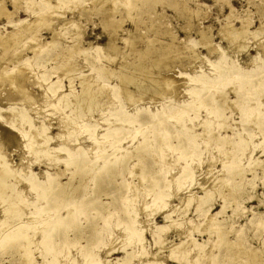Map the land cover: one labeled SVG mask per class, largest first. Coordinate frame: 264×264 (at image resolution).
Wrapping results in <instances>:
<instances>
[{
	"label": "rangeland",
	"instance_id": "1",
	"mask_svg": "<svg viewBox=\"0 0 264 264\" xmlns=\"http://www.w3.org/2000/svg\"><path fill=\"white\" fill-rule=\"evenodd\" d=\"M98 4L100 5L99 0H0V8L9 12V15L0 13V36H5L7 41L9 39V42L0 41V161L8 171V174L1 178L7 188L4 191L8 194L28 192V197L32 194L27 191V175L44 173L45 176L54 177L60 172L55 183L57 188L60 187L69 198H79L76 212L73 211L71 216L68 214L71 209L66 208L70 206L67 202L65 208L61 207L59 211V219L45 228V233L51 234L47 249H41L36 243L32 244L38 240V237L34 236V224L44 219H36L38 221L33 220V224L26 225L30 221L25 219L23 207L17 209L9 222L8 230L0 228V236L3 237L0 240V264H123L126 257L123 250L105 255L104 252L109 249L112 236H115L117 241H121L123 236L122 241L126 240L125 226L137 220L129 219L131 215L126 208L130 197L136 194L133 193L135 191L140 193V196L143 193L140 198H146L145 203L149 200L150 205L146 203L149 209L147 208L146 214L142 213L144 215L141 214L138 219L147 221L144 224L142 240L146 253L140 256L143 260L146 261L149 256L156 254L159 264H264V109L258 118L260 123L251 122L241 128L239 121L250 105L245 104L239 109H233L227 104L237 98L238 102L248 99L250 95H253L255 100L259 99L257 94L264 97V68L254 72L258 66L255 67L252 63L256 55H261L264 60V0H116L110 9L113 11L111 18L119 24L113 42L118 49L108 53L106 50L103 52L101 46L108 41L109 32L114 30L105 22L101 11L96 10ZM38 12L42 13L43 18L41 17L42 21L39 20L40 14L36 20V24H39L36 25L32 22ZM66 22L69 24H65ZM242 23L246 25L244 30L240 27ZM29 24L30 29L27 31ZM32 24H35V27ZM228 26L237 29L229 39L224 36V30L226 27L229 29ZM9 32L17 37H9ZM203 33L208 35L211 43L208 49L201 42ZM130 36L135 37L133 50L130 49ZM36 37L46 45L40 43L39 47H43L37 49L39 42ZM34 39L37 41H33ZM74 41L79 42L81 50L72 54L70 50ZM148 46L167 56L159 66L154 65V57L137 56V51H145ZM32 51L36 53L33 54ZM222 58L233 62L236 69L254 72L253 76L256 77L251 83L242 85L238 95L235 91L227 89L229 84L226 83L215 89H208L207 103L195 105V111L188 114L189 119L196 123L189 132L182 133L174 127H164L165 123L174 124L171 122L175 116L174 109L182 104L179 102L193 98L194 95L188 92L189 86L193 85L190 79L199 75H211L213 64ZM140 60L143 65L139 68L123 66L124 61L137 64ZM24 64L33 68L28 69ZM22 67L28 69H24L28 71V74L25 72V77L33 71L31 76L25 78L24 83L23 73L21 78L17 77L18 71L22 72ZM145 67L150 69L147 74L144 73ZM58 69L64 72L69 70L68 76H60ZM125 73L134 78L127 84V95L124 99L118 93L120 76ZM57 76L61 77L58 83L60 97L67 95V101L73 99L74 94L79 96L80 82L84 80L91 84L90 91L98 93L93 100L77 105V117L74 116L75 106L72 104L60 108L59 113L51 119L47 115L46 119L43 115L47 114L48 109L54 107L59 99L54 96L56 101L51 97L48 101L49 95L47 97L44 90H41L46 89V85L54 84ZM35 78L38 79L37 82ZM244 82L248 83L246 80ZM139 83L155 87L152 86L143 92L137 87ZM26 89L31 92L29 98ZM247 91L252 94L247 95ZM217 92H222L221 99L223 98L225 103L216 98ZM38 94H41L40 99ZM109 98L116 102L117 106L113 109L117 108L130 114L139 109L141 120L160 112V121L151 124L142 121V124L147 125L144 127L141 124V129L132 136L127 130L115 131L113 123L109 122L110 119L113 120L114 112H108L111 100ZM26 100H29L26 103L30 104H26ZM32 101L34 104L37 102V109ZM216 105H219V110L222 111L221 116L217 120H211L209 111L216 109ZM262 105L264 106V102ZM19 113H28L34 117L36 121L34 120L32 125H37L36 128L41 121L48 125L45 133L48 137L47 146H57L64 142L62 138L56 137L61 128L58 123L62 122V118L68 119L66 124L78 122V125H74L78 132L68 141L69 144L72 140L76 142L69 146L83 148L90 146L94 141L103 140L101 146L104 148L105 158L101 161L111 165L91 176L93 167L81 169L79 166L82 161L79 158L68 164L54 162L56 159L51 163L50 159L52 165L46 164L40 158L42 153L40 159L36 154L35 138L32 134L36 129L29 128L23 118L21 121L17 120ZM105 118L108 119L101 121ZM203 119L206 125L210 122L208 126L202 127ZM245 123H248V120L242 124ZM202 128L205 132L217 131L218 138H222L223 143L219 139H201L202 136L191 139L190 134H200ZM239 131L242 134L252 133V138L239 142ZM88 132L93 134V141ZM202 142H205V145ZM200 144H203V149ZM219 144L222 149L226 148L230 152H221ZM159 146H166L168 154H162ZM114 147L121 148L113 152L111 149ZM175 152H178L179 157ZM137 166L138 168H134ZM167 167L170 169L166 170ZM168 171L172 176L166 173ZM186 172L194 174L190 175L189 179ZM166 174L172 182L169 180L171 184L168 183V187L163 188L159 179L166 177ZM211 174L220 176L218 175L217 179L213 177V181L211 178L206 180ZM204 181H210L207 190L201 188L200 184ZM159 187L166 192L163 199L167 202L164 204L160 201L154 208L151 200L157 196ZM187 196L193 199L185 201L184 204V197ZM52 198L54 195L49 194L47 198L39 201V205L45 207L46 201H52ZM179 201L182 202L179 204ZM55 202L60 203V198H56ZM72 202L76 203L75 200ZM157 204H161L160 207ZM33 208V205H30L28 210L33 211ZM208 216L214 219L209 221ZM161 226H165L163 230L160 229ZM161 233L164 235V242L161 243L164 249L158 251ZM25 234L28 237L24 236ZM190 239L194 242H188L185 249H179V253L172 249V243L175 245ZM125 248L128 251L133 248L137 251V247L132 245ZM249 251L251 254H248ZM187 252L190 259H187ZM26 253L30 259H26ZM140 257L130 264H138ZM189 260L193 261L189 263Z\"/></svg>",
	"mask_w": 264,
	"mask_h": 264
},
{
	"label": "bare ground",
	"instance_id": "2",
	"mask_svg": "<svg viewBox=\"0 0 264 264\" xmlns=\"http://www.w3.org/2000/svg\"><path fill=\"white\" fill-rule=\"evenodd\" d=\"M114 1H116V0H99V3H100V5L98 4V8L96 9L97 11H101V13H102V16H103V19L105 20V22H107L108 24H109V27L111 26V28L114 30L113 32H109V30H108V32H109V35H108V37H109V39H108V41L106 42V44H104L103 46H101L102 47V49H103V52L106 50V53H108L109 51L110 52H112V51H117V47H116V45L113 43L114 42V38H115V35H116V32L115 31H117V29L116 28H118V23H117V21L115 22L112 18H111V16H112V14L113 13H111V12H113V11H111V7H113L112 5H113V2ZM88 3V2H87ZM58 5V4H57ZM122 5H124V4H122ZM0 13H3V14H7V15H9V12H7L4 8H0ZM51 13V12H50ZM41 14V16H39ZM49 14V13H48ZM34 15H36V14H34ZM51 15V14H50ZM38 16L41 18L43 15H42V13H39L38 12V14H37V17L34 19L35 21H33V20H31V22L32 23H35L36 24V20H38L39 18H38ZM38 18V19H37ZM43 18V17H42ZM42 18L41 19H39L40 21H42ZM104 22V21H103ZM245 22V21H244ZM30 23V22H29ZM68 22H66L65 24H67ZM119 23H122V22H119ZM35 24H32L34 27H35ZM37 24H39V23H37ZM36 24V25H37ZM69 24V23H68ZM245 24H246V22H245ZM244 23H242L241 24V30H244L245 29V26L247 25H245ZM24 25V24H23ZM19 26H20V24H19ZM28 27L30 26V24L29 25H27ZM121 26V25H120ZM119 26V27H120ZM16 27H18V26H16ZM22 27V26H21ZM27 27V31H28V29H30V27L28 28ZM134 27V26H133ZM229 27V26H228ZM24 28H25V26H24ZM33 27H31V29H32ZM44 28V27H43ZM107 28H108V26H107ZM45 29H46V27H45ZM48 29V28H47ZM109 29V28H108ZM16 30V29H15ZM23 30V29H22ZM34 30V29H33ZM107 30V29H106ZM236 30L237 29H235V28H233V27H229V29H227V27L225 28V30H224V36L225 37H227L228 39H229V37H231V35H233L234 34V32H236ZM19 31V30H18ZM32 31V30H31ZM52 31H53V29H52ZM112 31V30H111ZM23 32V31H22ZM21 32V33H22ZM25 32V31H24ZM55 32V31H54ZM79 32V31H78ZM77 32V33H78ZM17 33V31L15 32V34ZM56 34H58L57 32H55ZM79 33H81V32H79ZM11 33L9 32L7 35L9 36ZM14 34V33H13ZM29 34H30V32H29ZM36 34V33H35ZM35 34H32L33 36L35 35ZM17 35V34H16ZM16 35H14V36H16ZM23 35V34H22ZM27 35V34H26ZM54 34L52 33V36H53ZM10 36H13V35H10ZM9 36V37H10ZM13 36V37H14ZM19 36V35H18ZM30 36V35H29ZM38 36V35H37ZM58 36V35H57ZM117 36V35H116ZM13 37H12V39H13ZM17 37V36H16ZM21 37V36H20ZM19 37V38H20ZM30 38L31 37H29V40H30ZM37 38V37H36ZM35 38V39H36ZM82 38V37H81ZM202 44L208 49L209 48V46L211 45V43H210V40L208 39V35H206V34H202ZM6 39V37L5 36H0V41H2V40H5ZM33 40V41H37V42H39V44H38V46H36L37 47V49H38V47H39V45H40V43H43V42H40V40L37 38V40ZM79 39V38H78ZM16 40V39H15ZM20 40V39H19ZM5 41H7V40H5ZM5 41H3V43L5 42ZM129 41H130V49L132 48V50H133V47H134V41H135V37H132V36H130L129 37ZM7 42H9V39H8V41ZM2 43V44H3ZM12 43V42H11ZM11 43H7V44H11ZM47 43V42H46ZM74 44L71 46V50H70V52L73 54L74 52H77V51H79V50H81V48H80V44H79V42L78 41H74L73 42ZM37 44V43H36ZM43 44H45V43H43ZM42 45V44H41ZM46 45V44H45ZM44 45V46H45ZM97 46V45H96ZM30 47V46H29ZM29 47H27V49L29 48ZM43 46H41V47H39V48H42ZM94 47V46H93ZM91 48V49H93L94 50V48ZM2 48H3V46H2ZM9 48V47H8ZM34 48V47H33ZM96 48V47H95ZM99 48V47H98ZM117 48V49H116ZM4 49H5V46H4ZM31 49V48H30ZM35 49V48H34ZM36 49V50H37ZM29 50V49H28ZM33 50V49H32ZM101 50V49H100ZM33 52V54H34V52L35 51H32ZM36 53V52H35ZM70 53V54H71ZM70 54L68 55V56H70ZM137 56L139 57V58H143V57H154V65L155 66H159L161 63H163L165 60H166V57L167 56H164V55H162V54H159L158 52H156L155 50H154V48L153 47H150V46H148V48L144 51H137ZM222 54H225L224 52H222ZM71 56H73V55H71ZM261 55H256V57L255 58H253V60H252V63H254L256 66L255 67H257L255 70H254V72L256 71V70H260V69H263L264 68V60H262V58L260 57ZM66 61V60H65ZM69 62V61H68ZM26 63V62H25ZM30 63V62H29ZM66 64H68V63H66ZM71 64L72 63H70V65L69 66H71ZM122 64H123V62H122ZM140 65L142 66L143 65V62H141V60L140 61H138L137 62V64L136 63H127V62H125L124 61V64H123V66L124 67H126V68H128L129 66L131 67V66H133V67H137V68H139L140 67ZM19 66V65H18ZM23 66H27V68L28 69H31L30 67H32V66H30V64H29V66L30 67H28V65L26 64H24ZM72 67H74V66H72ZM71 67V68H72ZM236 67V65L235 64H233V62H231L230 60H226V59H219L217 62H215L214 64H213V69L211 70L212 72H211V75H209V76H207V77H204V75H199L198 77H193V78H191L190 80L192 81V83H193V85H191V86H189L190 88L188 89V92H189V94H192V96H193V98H191V99H186V100H183V101H180L179 103H182V104H180V106H178V107H176L175 109H174V113H175V116H174V118H172V122L171 123H174V124H172V125H170V124H167V123H165V124H163L164 125V127H174V128H176L177 130L179 129L182 133H186V132H189L193 127H194V125L196 124V123H194V122H192V119H189V117H188V114H189V112H191V111H195V105H198V104H200V103H203L204 105L207 103V101H208V98H207V94H208V89H215L217 86H220L222 83H226V84H229V86L227 87V89H230V90H233V91H235L236 92V95H238V93L240 92V90L242 89V85H244V84H249V83H251L252 82V80L256 77V76H253V74H254V72H252V73H248V71H245V70H243V69H241V68H238V69H236L235 68ZM23 68V67H22ZM26 68V69H27ZM33 68V67H32ZM76 69H79V67L77 68V67H75ZM81 68V67H80ZM146 68V67H145ZM24 69L25 68H23V70H22V72L21 71H18V74H17V77H19V78H21V73H23V83H24V80H25V78L27 77V76H31L30 74L33 72L32 70H29V71H32L29 75H27L26 77H25V75H26V73L28 72H26V71H24ZM25 69V70H26ZM27 69V70H28ZM60 69V68H59ZM58 69V70H59ZM64 69H66L65 68V66H64ZM20 70H21V68H20ZM61 70H62V68H61ZM61 70H59V72H58V74L60 75V74H63V76L64 75H66V76H68L67 75V73H68V71H61ZM149 68L147 67L144 71V73H148L149 72ZM16 72V71H15ZM26 72V73H25ZM131 72V71H130ZM135 72H136V70H135ZM138 72V71H137ZM16 74V73H15ZM28 74V73H27ZM61 76V75H60ZM258 76V75H257ZM36 77V76H35ZM58 77V76H57ZM31 78V77H30ZM44 78H46V76H44ZM61 77H58L57 79H56V81L54 82V84H49V85H46L47 86V88L46 89H42L41 91L43 92V90H44V93L47 95V97H48V95H49V97H48V101H49V99H50V97L51 98H53L54 96V98H58L59 100H57V99H54V101H56L57 100V103H56V105L53 103V105H55L54 107H52L51 105H49V111H48V113L47 114H43V115H47L48 116V118H50L51 119V117L53 116V115H55L56 113H59L58 111H60V108H64L65 106H68V105H74L75 106V110H74V113L75 112H77L78 110H79V108H78V104H82V103H84V101H91V100H93L97 95H98V93L97 92H92V91H90V83L89 82H87V81H81L80 82V85H81V92H80V94H79V96L77 95V97H76V94H74V97H73V99H71L70 101H67V100H65V97L67 96V95H64V96H62V97H60V92H59V81L61 80L60 79ZM89 78H91V76H89ZM133 76L131 75V74H127V73H125L124 75H122V76H120V85H119V95H122L123 97H124V99H125V97H126V89H127V84L129 83V82H131L132 80H133ZM34 79V78H33ZM83 79V78H82ZM88 79V78H87ZM20 80V79H19ZM30 80V79H29ZM35 80H36V82H37V80L38 79H36L35 78ZM244 80H246V81H248V83H245L244 82ZM26 81V80H25ZM90 81H92V80H90ZM20 82V81H19ZM25 83H27V82H25ZM33 83V82H32ZM94 83V82H93ZM19 84V83H18ZM38 84V83H37ZM98 84V83H97ZM190 84V83H189ZM26 85V84H25ZM36 85V84H35ZM239 85H241V87L239 86ZM152 86L153 85H151L150 84V86H146V85H143V84H137V87H138V89L139 90H143V92H145V91H147V89H150V88H152ZM41 88H42V86H40ZM44 87V86H43ZM102 87V86H101ZM153 87H155V86H153ZM40 88V89H41ZM45 88V87H44ZM254 88H256V86L254 85ZM24 90H25V88H23ZM98 89H99V87H98ZM205 89V90H204ZM27 90V92H26V94H27V97L29 98V94H31V92H29L28 91V89H26ZM104 90V89H103ZM41 93V92H40ZM44 93H41L42 95L44 94ZM59 93V95H57ZM221 93L222 92H217L216 93V98L218 99V100H220V101H222V102H224L225 103V100L222 98L221 99ZM41 94H40V96H41ZM62 94V93H61ZM246 94L247 95H249V94H252L251 93V91H247L246 92ZM24 95V94H23ZM32 96V95H31ZM38 96H39V94H38ZM40 96H39V99H40ZM56 96H58V97H56ZM257 96H258V100H255L254 98H253V95L251 96L250 95V97L248 98V99H243L242 101H240V102H238L237 101V99L236 100H234L233 102H231V103H227V104H230V106H231V108H233V109H239L242 105H245V104H248V105H250L249 106V108L244 112V115L243 116H241L242 118L240 119V121H239V126L242 128L243 126H245L246 124H250L251 122H253V124H258V123H260V121H259V115H260V112L264 109V106L262 105V102H264V97H261L260 96V94H257ZM33 97V96H32ZM32 97H30V100L32 99ZM46 96H42V98H45ZM238 97V96H237ZM62 98V99H61ZM23 99V98H22ZM25 99V98H24ZM60 99H61V101H60ZM109 99H111V98H109ZM123 99V100H124ZM207 99V100H206ZM34 100H36V98L35 99H33V101ZM42 100V99H41ZM29 101V100H28ZM27 100L25 101V103L26 102H28ZM32 101V102H33ZM44 101H45V99H44ZM43 101V102H44ZM47 102V101H46ZM51 102V101H50ZM221 102V103H222ZM238 102V103H237ZM24 103V102H23ZM37 103V102H36ZM35 103V104H36ZM39 103H41L40 101H39ZM48 103V102H47ZM26 104H30V103H26ZM33 104H34V102H33ZM32 104V105H33ZM35 104H34V108L36 107L35 106ZM43 104V103H42ZM49 104V103H48ZM32 105H30V106H32ZM259 105H261V106H259ZM37 106H39V105H37ZM81 106V105H80ZM79 106V107H80ZM117 105H116V102H114L112 99L109 101V109L110 110H108V112L109 113H111L112 114V112H113V120H109V122L111 121L113 124L112 125H114V127H115V131H121V130H127L128 131V133L132 136V135H135L136 133H137V131L138 130H140L141 128H140V126H141V124H142V121H146V122H148V123H152V122H155V121H160L159 120V115L161 114L160 112H156V113H154L151 117L149 116L147 119H143V120H141L140 119V112H139V109H136L134 112H133V114H130V112H127V111H120V110H118L117 108H115V109H113V107H116ZM257 106H259V107H257ZM33 107V106H32ZM216 109H212V110H210L209 111V118L211 119V120H217L218 118H220V116H221V112L222 111H220L219 110V105H216ZM38 107H36L35 109H37ZM44 108V107H43ZM82 109V108H81ZM107 109V108H106ZM217 110V111H216ZM35 111H37V110H35ZM38 112H39V110H38ZM105 111H103V113H104ZM107 112V113H108ZM40 113V112H39ZM110 114V115H111ZM166 115V114H165ZM47 116H46V119H47ZM74 116H76V113L74 114ZM73 116V117H74ZM101 116H103V114L101 115ZM206 116V115H205ZM77 117V116H76ZM76 117H74V119H76V120H79V118H76ZM105 117V116H104ZM16 118V117H15ZM23 118V122H25V123H28L29 124V128H35L36 130L35 131H32V134H33V136H34V138H35V147H36V154L38 155V158L40 157V155H41V153H42V156L40 157L41 158V160L43 161V162H45L46 164H50V162L51 161H49L50 159L52 160V162L51 163H53V160L54 159H56V160H54V162H64V164H68L69 162H71L72 160H74L75 158H79L81 161H82V163L80 164L81 166H79V167H81V169H85V167H88V166H92L93 167V169L92 170H94L93 172L91 171L90 172V175L91 176H95V172H99L100 170H102L104 167H107V166H109V165H111V164H108V163H104V161H101L103 158H105V154H104V148H102V144L104 143V141L103 140H99V141H97V142H93V144H91L90 146H88V147H83L82 148V146L81 147H79V148H71L69 145H71V143H74V142H76L75 140H72V142L69 144V138L73 135V134H75L76 132H78L77 130V127H75L74 125H78V122H77V124L75 123V121H74V123H71V122H69V123H67L66 124V122H68V119H63L62 118V122L61 123H58L59 125H60V129H59V133L56 135V137L57 138H62L63 139V143L62 144H60V145H57V146H47V143H48V137L46 136V131H47V129H48V125L46 126L41 120H39V121H41V123L39 122V126L36 128V126L37 125H35V126H33L32 125V122H34V117H32L30 114H20L19 113V115H18V117L16 118L17 120H19V121H21L20 119H22ZM40 118H41V115H40ZM45 118V117H44ZM101 118V117H100ZM205 119H206V117H204ZM45 119V120H46ZM108 118H105V119H101V121H105V120H107ZM44 120V121H45ZM61 120V119H60ZM188 120V121H187ZM248 120V123H245V124H242L244 121H247ZM36 121V120H35ZM48 121V120H47ZM47 121H46V123H47ZM80 121H83V120H80ZM187 121V122H186ZM202 121V120H201ZM203 122V123H202ZM200 124L202 125V127H206V126H208V124L210 123H208L207 125L204 123V119H203V121H202ZM205 122H206V120H205ZM255 122V123H254ZM65 123V124H64ZM96 123H99V122H96ZM95 123V124H96ZM211 123H213V122H211ZM214 123H215V121H214ZM220 123V122H219ZM222 123V122H221ZM80 124V123H79ZM225 124V123H224ZM96 125H98V124H96ZM144 125H147V124H142V126H144ZM212 125V124H211ZM214 125V124H213ZM222 125V124H221ZM101 126H102V124H101ZM100 126V127H101ZM141 126V127H142ZM145 127V126H144ZM144 127L142 128V129H144ZM212 127V126H211ZM91 128V127H90ZM102 128V127H101ZM104 128V127H103ZM111 128V127H110ZM80 129V128H79ZM168 129H171V128H168ZM203 129L204 128H202V131H203ZM207 129V128H206ZM214 128H212V130H213ZM220 128H218V130H219ZM108 130V129H107ZM208 130H210V129H208ZM88 131V130H87ZM143 131V130H142ZM201 131V132H202ZM95 132V131H94ZM201 132H200V134H193V133H191L190 134V137H191V139H197V137H199V136H202L201 137V139L202 138H205L206 139V137L208 138V139H211V141L213 140H218L219 138H218V135H217V131L215 132L214 130L213 131H209V132H205V131H203L202 132V134H201ZM35 133H36V135H37V137H35ZM89 133V132H88ZM162 133H163V131H162ZM239 136H240V141L239 142H242V141H245L246 139L248 140L249 138H252V133H246V134H242L240 131H239ZM107 135V134H106ZM130 135H128V136H130ZM205 135H207V136H205ZM93 136V134L90 132L89 133V138H91V141H93L94 140V138L92 137ZM130 136V137H131ZM107 137V136H106ZM93 138V139H92ZM102 138V137H101ZM167 138V137H166ZM200 138V137H199ZM229 139V138H228ZM245 139V140H244ZM207 140V139H206ZM219 141L220 142H222L223 143V141H222V138L221 139H219ZM228 141V140H227ZM227 141H225L226 143H227ZM108 142V141H107ZM219 142V143H220ZM247 142V141H246ZM109 143V142H108ZM112 143H114V142H112ZM111 143V144H112ZM167 143V142H166ZM203 143V142H202ZM205 143V142H204ZM203 143V144H204ZM210 143V142H209ZM208 143V144H209ZM140 144V143H139ZM202 144V145H203ZM215 144V143H214ZM93 145V146H92ZM160 145H162V144H160ZM167 145H168V143H167ZM201 145V144H200ZM201 145V146H202ZM205 145V144H204ZM223 145V144H222ZM121 146V145H120ZM151 146V145H150ZM219 146H220V149H221V152L223 151V152H225V154L226 153H229L230 152V150H229V152H228V150H226V148H225V150L224 149H222V147H221V144H219ZM224 146V145H223ZM160 147V152L162 153V154H164L165 155V153H167L166 151H167V147L165 146V148L163 147V148H161V146H159ZM169 147V146H168ZM214 148H215V146H213ZM218 147V146H217ZM225 147V146H224ZM87 148V149H86ZM120 149L121 147H114V149H111V151L113 150V152L116 150V149ZM172 149V148H171ZM202 149H203V146H202ZM219 149V150H220ZM228 149V148H227ZM215 150V149H214ZM38 151V152H37ZM179 151V150H178ZM216 151V150H215ZM88 152H90V153H88ZM169 152V154H172L173 155V153H170L171 151H168ZM175 153H177V155L176 156H178V152H175ZM190 153V151L188 150V154ZM219 154H221L220 153V151L218 152ZM89 154H91V155H89ZM168 154V153H167ZM218 154V155H219ZM223 154V153H222ZM60 155V156H59ZM118 155V154H117ZM119 155H121V154H119ZM232 155V154H231ZM85 156H89V158H86ZM179 157V156H178ZM39 158V159H40ZM53 158V159H52ZM86 158V159H85ZM0 159H1V156H0ZM113 159V158H112ZM177 159V158H176ZM217 159V158H216ZM49 161V162H48ZM100 161V162H99ZM108 161H110V160H108ZM176 161V160H175ZM221 161V160H220ZM167 162H168V160H167ZM40 163V162H39ZM42 163V162H41ZM40 163V164H41ZM98 163V164H97ZM100 163H102V164H100ZM166 163V162H165ZM177 163V162H176ZM175 162H174V164H176ZM168 164H170L169 162H168ZM211 165H212V163H210ZM50 165H52V164H50ZM49 165V166H50ZM136 165V164H135ZM171 165V164H170ZM43 166V165H42ZM67 166V165H66ZM167 166V165H166ZM173 166V165H172ZM171 166V167H172ZM180 166V165H179ZM44 167V166H43ZM170 167V166H169ZM208 167V166H207ZM211 167V166H210ZM134 168H138V166L137 167H134ZM173 168V167H172ZM177 168V167H176ZM168 169H170V168H168L167 167V169L166 170H168ZM174 169V168H173ZM179 169V168H178ZM190 169V168H189ZM44 171H46L45 169H43ZM136 170V169H135ZM210 170V169H209ZM212 170V169H211ZM210 170V171H211ZM140 171V170H139ZM181 171V170H180ZM186 171V170H185ZM43 172V171H42ZM178 172V171H177ZM206 172L207 173H209L208 172V170L206 169ZM214 172V171H213ZM166 173H169V171L168 172H166ZM176 173V172H175ZM8 174V171L5 169V167H4V165H3V163H1V161H0V210H1V212H0V228L2 227L3 228V230H4V228L5 229H7L8 230V228H9V222L13 219L12 217H13V215H14V213L16 212V210L17 209H19L20 207H23V215H25V219H28V221H30L29 223H26V225H30V224H33V220H35V221H38V220H36V219H44L43 221H39L38 223H36V224H34V227L33 228H36L35 230V234L36 235H34V236H36V237H38V240L37 241H30V242H32V244H35V245H38L41 249H47V246H48V244L50 243V236H51V234L50 233H45V228L47 227V226H49L52 222H55L56 221V219H59V211H60V209H61V207H64L65 208V205H66V203L67 202H69L70 203V206H66V208H68V210H70L69 211V215L71 216L72 214H73V211L74 212H76V209H77V207H78V204H77V201H79V198H76V199H73V198H69V197H67L65 194H64V192L62 191V189L59 187V188H57L58 186L57 185H55V183L57 182L56 180H57V178L60 176V172H58V174H56V176H54V177H49V176H45V174L44 173H37V174H30V175H27L28 177H26L25 178V181L26 182H29V184L27 185V188H28V186H29V188L27 189V191H30V193L32 194V195H28V197L26 196L27 195V193H21V192H19V193H16V194H8V193H6L4 190H7V188H6V186L4 185V183L1 181V178L4 176V175H7ZM170 174V173H169ZM172 174V173H171ZM170 174V175H171ZM174 174V173H173ZM178 175H179V173H177ZM192 174H194V173H192ZM190 172H186V176H188L189 177V179H190V175H192ZM214 174H216V173H214ZM167 175V174H166ZM219 174H217L216 176H212V174H211V176L209 177L208 176V179H206V180H211L213 177H214V179L216 178H218L219 176H218ZM45 176V177H44ZM172 176V175H171ZM207 176V175H206ZM168 177V178H167ZM173 177H175L174 175H173ZM202 177V176H201ZM205 178V177H204ZM209 178H211V179H209ZM39 179H42L41 181L39 180ZM171 179H173V178H171ZM203 179V178H202ZM201 179V180H202ZM160 181H161V183L163 184V188H165V187H168V183H170V181L172 182V180H170V178H169V175H167L166 177H164V178H160L159 179ZM159 180H156L157 182H160ZM170 180V181H169ZM212 181H213V179H212ZM175 182V181H174ZM210 182V181H209ZM209 182L207 181H204V182H201V188L202 189H204V190H207L208 189V185H209ZM153 183V182H152ZM152 183H150V184H152ZM199 183H200V180H199ZM160 184V183H159ZM171 184V183H170ZM171 186V188H172V185H170ZM155 187V186H154ZM57 188V189H56ZM163 188L162 187H159L158 188V194H157V196H155L152 200H151V204L152 205H154V208H155V205H156V203H158V202H160V201H162L164 204L167 202V201H165V199H163V197H164V190H163ZM169 189V188H168ZM134 190V189H133ZM138 190V189H137ZM146 189H144V191H145ZM160 190V191H159ZM176 190V189H175ZM178 190H179V188H178ZM139 191V190H138ZM144 191H142V192H144ZM148 191V190H147ZM146 191V192H147ZM168 191V190H167ZM170 191V190H169ZM174 191V190H173ZM177 191V190H176ZM133 192V191H132ZM141 192V191H140ZM141 192V193H142ZM149 192V191H148ZM154 192V191H153ZM178 192V191H177ZM133 193H136V194H133V196H132V194H131V196L132 197H130V199H129V201H128V203L129 204H127V206H126V208H127V210L129 211V214L131 215V217L129 218V219H137V220H134V222L131 224V223H127V225L125 226V228H126V230H127V232H126V234H125V238H126V240L124 239L123 241H122V239H123V237H121L122 239H121V241H117L116 239H115V236H112L111 237V242H110V246H109V249L107 250V251H105L104 252V255L105 254H109L110 252H113V251H118V250H123L125 253H126V257L123 259V264H130V262L132 263V261H136L137 259V257H140L141 255H145V249H144V246H143V243H142V240H143V236H144V232H145V230H144V224L147 222H145V220L144 221H140V220H138L139 218H141V214L142 213H145L146 214V211H147V205H146V203H148V205H149V200L145 203V199L144 200H142L141 198L143 197V193L141 194V196L139 195L140 193H138L137 194V191H135V192H133ZM145 193V192H144ZM166 193V192H165ZM170 193V192H169ZM49 194H51V195H54V198H52L53 200L52 201H46V206L45 207H41L40 205H39V201L40 200H42V199H44V198H47V196L49 195ZM148 194V193H147ZM146 194V195H147ZM173 197H175L172 193H170ZM175 194V193H174ZM149 195V194H148ZM171 196V197H172ZM141 197V198H140ZM146 197V196H145ZM151 197V196H150ZM149 197V198H150ZM172 197V198H173ZM189 197V198H188ZM56 198H60V203L59 202H55V199ZM181 199V198H180ZM191 199H193V198H191L190 196H187V198L186 197H184V204H185V201H187V200H191ZM72 200H75L76 201V203H73L72 202ZM182 200V199H181ZM165 201V202H164ZM182 201H179V204L181 203ZM32 206L33 205V211L32 210H28V208H29V206ZM146 205V206H145ZM159 205V207H160V205L161 204H157V206ZM150 206V205H149ZM149 209V208H148ZM153 209V208H152ZM157 209V208H156ZM155 210V209H154ZM152 213V212H151ZM148 214H150V212L148 213ZM153 214V213H152ZM128 215V214H127ZM142 215H144V214H142ZM215 215V214H214ZM140 216V217H139ZM149 216V215H148ZM211 216H213V215H211ZM150 217V216H149ZM148 217V218H149ZM166 218H168V215H166L165 216ZM206 218V217H205ZM213 217H210L209 218V216H208V218L207 219H209V221L210 220H213L212 219ZM175 223V222H174ZM154 224V223H153ZM165 225V224H164ZM166 226V225H165ZM165 226H161L160 227V229H162L163 230V228L165 227ZM215 226H216V224L214 225V228H215ZM154 227V226H153ZM187 228V227H186ZM190 228V227H189ZM214 228H210V230H212V229H214ZM146 229V228H145ZM209 229V228H208ZM151 230V229H150ZM184 230V229H183ZM188 231V230H187ZM161 232H163V231H161ZM148 233V232H147ZM152 232H150V234H151ZM122 234H123V232H122ZM166 235V234H165ZM24 236H26V237H28V235L27 234H25ZM33 236V237H34ZM152 236H154V235H152ZM158 236V235H157ZM163 236L164 235H162V233L159 235V247H158V251H161L162 249H164V247H162L161 246V243L162 242H164V238H163ZM32 237V238H33ZM156 237V236H155ZM162 238H163V240H162ZM189 238V237H188ZM3 239V237L2 236H0V240H2ZM33 240V239H32ZM49 240V241H48ZM171 241V240H170ZM188 242H190V243H192V242H194V240H192V242H191V239H190V241H180L178 244H173L172 242V249H176L177 250V252L179 251V249H182V248H184L185 249V246L188 244ZM117 243V244H116ZM127 245H132V246H134V247H137L136 249H137V251H134V248L131 250V251H128L125 247L127 246ZM174 245V246H173ZM191 245H193V244H191ZM239 245V244H238ZM187 247V246H186ZM167 248H169V247H167ZM203 248V247H202ZM172 249H171V251H172ZM200 250V249H199ZM202 250V249H201ZM184 251V250H183ZM189 251V250H188ZM206 251H207V249H206ZM204 252V251H203ZM147 253H149V252H147ZM172 253V252H171ZM179 253V252H178ZM182 253V252H181ZM186 253V252H185ZM196 253H197V249H196ZM199 253H202L201 251H199ZM183 254V253H182ZM195 254V253H194ZM248 254H251L250 253V251H249V253ZM149 255V254H148ZM172 255V254H171ZM64 256V255H63ZM158 256V255H157ZM157 256H156V254L155 255H153V257H150L149 256V258H147V260L145 261V260H143V258L142 257H140L139 259H138V264H159V261H157L158 259H159V257L157 258ZM166 256V255H165ZM173 256H175V255H173ZM187 256H188V252H187ZM193 256V255H192ZM26 259H30V257H29V255H28V253H26ZM193 257H195V255L193 256ZM64 258H65V256H64ZM95 258H96V256H95ZM146 258V257H145ZM144 258V259H145ZM169 258V257H168ZM99 259V258H98ZM187 259H190V257L188 256V258ZM63 259H61V261H62ZM94 261H95V259H94ZM145 261V262H144ZM191 261H193V260H191ZM190 260H189V263L191 262ZM101 262V261H100ZM104 262V261H103ZM109 262H111V261H109ZM63 263V262H62ZM61 263V264H62ZM119 263V262H118ZM135 263V262H134ZM163 263H164V261H163ZM192 264H193V262H191ZM60 264V263H59ZM65 264H66V262H65ZM100 264H103V263H100ZM183 264V263H182Z\"/></svg>",
	"mask_w": 264,
	"mask_h": 264
}]
</instances>
